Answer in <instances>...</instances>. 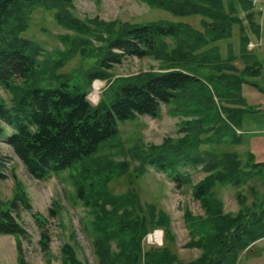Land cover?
Segmentation results:
<instances>
[{"label": "trees", "instance_id": "16d2710c", "mask_svg": "<svg viewBox=\"0 0 264 264\" xmlns=\"http://www.w3.org/2000/svg\"><path fill=\"white\" fill-rule=\"evenodd\" d=\"M140 1L174 17L200 16L201 29L182 20L132 23L81 18L74 11V0H0V86L12 93L11 105L0 99V119L11 129L5 133L0 124V136L39 179L70 170L77 197L85 204L91 202L95 210L97 264H236L244 249L264 237V195L260 197L251 186L253 201L248 206L247 197L236 189L240 208L232 214L223 211L214 193L217 185L238 188L251 180L252 165L247 166L229 147L243 142L237 125L254 110L242 103L239 91L231 90L242 79L233 73L235 55L222 60L214 43L231 38L233 25L241 22L237 3L242 4L253 31L255 12L250 0ZM36 7L51 11L55 22L70 31L59 36L63 48L58 47L54 56L23 35ZM240 26L241 56L250 57L249 38ZM126 56L152 57L161 68L116 76L112 68ZM73 60L76 66L65 70ZM245 68L247 74L259 69L254 62ZM195 71L207 72L219 84L218 96ZM95 80L106 84L98 103L92 104L87 94ZM162 104L173 105L174 112L189 117L180 127L183 137H165L139 153L131 149L130 161H114L102 153L103 147H117L113 141L121 123L141 115L158 117ZM131 162H136L133 167ZM147 165L168 175L177 187L191 184L203 215L184 210L189 233L184 246L198 248V257L187 262L178 257L164 210L153 203L140 204L133 187L117 194L109 189L113 179L128 175L131 181V170L141 175ZM2 166L0 179L5 178ZM191 168L204 176L192 182ZM13 190L10 199L0 198V234L18 237L20 253L19 237L25 229L19 209L31 210V203L15 175ZM33 216L41 227V247L47 251L46 218L40 213ZM154 227L163 229V245L144 250L142 239ZM60 254V264H89L70 243L62 245ZM18 264H26L21 255Z\"/></svg>", "mask_w": 264, "mask_h": 264}, {"label": "rangeland", "instance_id": "374dc122", "mask_svg": "<svg viewBox=\"0 0 264 264\" xmlns=\"http://www.w3.org/2000/svg\"><path fill=\"white\" fill-rule=\"evenodd\" d=\"M73 3L75 13L81 18L98 16L104 21L117 20L132 23L158 19L182 20L201 29L200 16L174 17L165 10L149 7L140 0H74ZM252 9L259 11L253 5ZM236 15L241 18V22L233 25L232 37L214 43L222 60L235 55L231 61V64L235 66L233 73L242 79L239 81L240 86L237 85L231 90L241 93V98L244 99L242 103L246 108L255 109V112L250 116L253 117V122L251 121L249 128L240 131L239 135L243 142L229 147L239 153L240 158L247 163V166L248 163L252 165L250 167L252 170L251 180L238 188L227 184L217 185L214 189L215 195L222 201L223 211L232 214H235L240 208L235 196L236 189H241L244 196L247 197L246 204L248 206H251L253 201L251 186L256 188L260 197L264 195V55L258 53L259 48L255 46L258 43H254L256 38L254 35L256 33H253L254 26L246 17V11L240 3H237ZM240 25H243L248 38H251L254 43L251 50H247L250 57L246 58L241 56ZM64 33H70V31L55 22L51 11L36 7L31 14L29 28L23 32V35L38 41L44 53L49 51L54 56L58 47L63 48L59 36ZM247 47L249 48V41ZM255 55L259 61L256 67L260 68L255 74H247L245 65L252 64L255 61L253 59ZM75 66L76 60L70 61L65 70H70ZM160 68V61L152 57L126 56L120 64L114 65L112 73L116 76H128L143 70L158 71ZM196 73L199 74L209 90L218 96L219 84L207 72L197 71ZM97 81L101 82L98 98L94 101L90 99L92 86L87 94V98L92 104L98 103L105 89L106 82L104 80ZM251 83L255 85L252 86ZM0 99L9 106L12 104V93L0 86ZM219 99L221 98L219 97ZM238 102L241 101L238 100ZM188 118V116L174 112L173 105L162 104L161 114L158 117L141 115L134 120L121 123L118 137L113 141V143H117V147H103L102 153L110 156L114 161L124 158L130 161L131 149L139 153L149 144L162 143L165 137L173 140L183 137L185 132H181L180 127L182 121ZM0 124L5 127V133L11 131L10 127L5 125L1 119ZM237 127L239 129L241 125L238 124ZM236 131L239 132L237 129ZM204 136V133L200 134V137ZM247 147H249L253 158H249L246 153ZM247 158H249L248 161ZM0 163L3 165L2 170L5 173V178L0 179V198L6 200L13 196L15 175L22 182L31 203V210L19 209V221L25 229L24 234L19 237L20 253L17 248L18 237L10 233L0 234V264H18L19 255L22 256L26 264H60V249L66 242L75 248L77 256L81 260H86L89 264H97L93 228L95 210L91 202L85 204L77 197L75 184L70 177V170L52 174L45 179L37 178L26 168L12 147L5 141L4 136H0ZM135 163L131 162V166L133 167ZM188 172L192 182H196L204 176L202 171L193 168ZM131 173L133 174L131 181L128 175L121 176L110 181L109 189L117 194L124 193L128 188L133 187L138 192L137 197L141 201L140 204L144 205L149 202L164 210L170 218L172 231L176 237L175 251L178 257L186 262L198 257L200 253L198 248L184 246L189 240L188 228L183 217L184 210L189 209L193 216L203 215L200 203L192 196L191 184L177 187L168 175L148 165L146 172L141 175L134 173L133 169ZM50 209H54L55 212L51 214ZM33 213H40L46 218L44 228H47L50 238L47 251L41 247L39 241L41 227ZM157 231H159V238L155 240L151 235H156ZM163 234V229L160 227L150 229L142 239V249L161 247ZM115 244L116 241L113 242L114 248ZM236 264H264V237L255 240L244 249L238 256Z\"/></svg>", "mask_w": 264, "mask_h": 264}, {"label": "crops", "instance_id": "0c3cea01", "mask_svg": "<svg viewBox=\"0 0 264 264\" xmlns=\"http://www.w3.org/2000/svg\"><path fill=\"white\" fill-rule=\"evenodd\" d=\"M258 2H259V5L263 7V9L261 11L260 10L259 11H254L255 12L254 13V22L257 25L256 26L257 29L255 28L254 31H253V33H256V34H254L256 36L254 43H258L257 45H255V46H257L259 48V52L258 53L264 55V0H258ZM249 42H253V40L251 38H249ZM248 50H251V49H248ZM253 59L255 60L254 64L259 63V61L257 60V56L256 55L253 57ZM253 112H255V109L252 110V111L247 112L243 116L242 122L240 124L241 127L239 129H237L239 131L238 132L239 134H240V131H245L246 129H248L251 121L253 122V120H252L253 117H250ZM247 148H248L247 152L248 151L250 152L249 147H247Z\"/></svg>", "mask_w": 264, "mask_h": 264}, {"label": "bare ground", "instance_id": "6f19581e", "mask_svg": "<svg viewBox=\"0 0 264 264\" xmlns=\"http://www.w3.org/2000/svg\"><path fill=\"white\" fill-rule=\"evenodd\" d=\"M101 82L100 81H95L92 85V91H91V95H90V99L91 100H96L99 96V88H100ZM157 238H159V231L155 232ZM17 257V256H16Z\"/></svg>", "mask_w": 264, "mask_h": 264}, {"label": "built area", "instance_id": "2783aa9c", "mask_svg": "<svg viewBox=\"0 0 264 264\" xmlns=\"http://www.w3.org/2000/svg\"><path fill=\"white\" fill-rule=\"evenodd\" d=\"M251 1V3H252V5H253V7H257L259 10H261L262 9V7L259 5V3H258V0H250ZM257 5V6H256ZM259 5V6H258ZM254 45V43H252V42H249V47H251V46H253ZM151 236H154V239L156 240L157 239V236L155 235V234H153V235H151Z\"/></svg>", "mask_w": 264, "mask_h": 264}]
</instances>
